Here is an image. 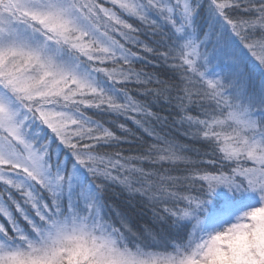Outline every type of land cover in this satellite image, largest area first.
Listing matches in <instances>:
<instances>
[{"label": "snow or ice", "instance_id": "1", "mask_svg": "<svg viewBox=\"0 0 264 264\" xmlns=\"http://www.w3.org/2000/svg\"><path fill=\"white\" fill-rule=\"evenodd\" d=\"M0 264H264V0H0Z\"/></svg>", "mask_w": 264, "mask_h": 264}, {"label": "clouds", "instance_id": "2", "mask_svg": "<svg viewBox=\"0 0 264 264\" xmlns=\"http://www.w3.org/2000/svg\"><path fill=\"white\" fill-rule=\"evenodd\" d=\"M226 239V238H225Z\"/></svg>", "mask_w": 264, "mask_h": 264}]
</instances>
